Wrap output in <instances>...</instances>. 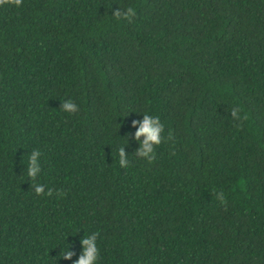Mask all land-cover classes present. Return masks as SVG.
<instances>
[{"label": "trees", "instance_id": "trees-1", "mask_svg": "<svg viewBox=\"0 0 264 264\" xmlns=\"http://www.w3.org/2000/svg\"><path fill=\"white\" fill-rule=\"evenodd\" d=\"M92 232L98 264H264V0L0 3V264Z\"/></svg>", "mask_w": 264, "mask_h": 264}, {"label": "clouds", "instance_id": "clouds-1", "mask_svg": "<svg viewBox=\"0 0 264 264\" xmlns=\"http://www.w3.org/2000/svg\"><path fill=\"white\" fill-rule=\"evenodd\" d=\"M0 3H4V0H0ZM16 3L19 4L20 0H16ZM114 16L120 18L122 15L127 17L131 15V10L121 13L120 10H116L113 13ZM64 111L69 113H75L78 110L77 105L71 100H65L62 102V107ZM134 112V111H133ZM142 113V119L133 120V125H139L137 131L135 132V139L137 140L139 147L135 150L134 154L137 157L142 159H147L151 161L154 158L155 148L162 141V132L164 130V125L161 123L158 116H153L148 113ZM232 116L234 118L238 117L237 110L232 111ZM143 136L144 139L141 140L140 137ZM128 143V140H127ZM126 145V144H125ZM125 145L119 149V166L121 168H127L129 166L128 154L125 152ZM41 153L38 150H33L28 157L26 169L27 176L30 180L35 181L40 176L42 168L40 163ZM36 195H43L45 185L35 183L33 185ZM51 191L48 192L50 196ZM98 233L92 232L88 235H84L80 241L82 245V253L78 258L73 262V264H98L100 259L99 247H98ZM67 247L62 250V255L66 260H70L74 255L73 251L70 248V245L67 243Z\"/></svg>", "mask_w": 264, "mask_h": 264}]
</instances>
